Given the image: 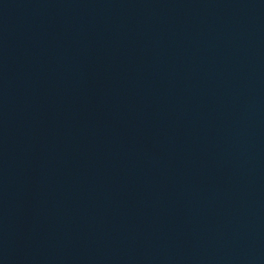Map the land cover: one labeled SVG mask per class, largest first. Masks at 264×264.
<instances>
[{
	"label": "water",
	"instance_id": "obj_1",
	"mask_svg": "<svg viewBox=\"0 0 264 264\" xmlns=\"http://www.w3.org/2000/svg\"><path fill=\"white\" fill-rule=\"evenodd\" d=\"M0 264H264V0H7Z\"/></svg>",
	"mask_w": 264,
	"mask_h": 264
}]
</instances>
